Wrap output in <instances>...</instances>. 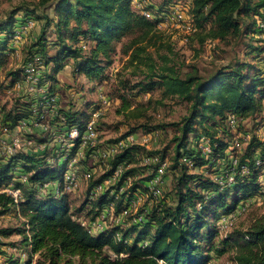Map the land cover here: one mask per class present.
Masks as SVG:
<instances>
[{
    "label": "clouds",
    "instance_id": "clouds-1",
    "mask_svg": "<svg viewBox=\"0 0 264 264\" xmlns=\"http://www.w3.org/2000/svg\"><path fill=\"white\" fill-rule=\"evenodd\" d=\"M58 3L59 0H10L0 16V97L16 104L15 108L12 103L7 107L0 104V168L14 153H30L36 157V168L46 169L49 176L30 182L31 173H25L20 198L30 199L41 210L51 206L63 210L69 204L75 205L79 202L77 197L82 199V196L78 191V166L71 156L72 146L80 145L83 155L90 144L99 143L96 139L99 133L94 127L98 101L108 103L120 97L136 104L137 97L142 99L145 93H163L172 101L166 112L174 114L178 106L185 111L180 121L171 125L176 138L155 158L160 161L163 157V160L156 168L139 173H156V177L146 193L137 189L133 202L154 196L156 200L167 198L173 205L179 204V210L174 207L170 211L178 217L177 227L181 229L185 214L195 219L201 213L198 222L204 226L199 229L197 250L204 254L189 260L193 264H221L226 257H218L216 249L225 247L221 239L226 233L221 231L216 236L218 217L232 211L239 201L241 207L227 219L235 223L251 212L245 227L250 224L264 227V143H260L264 141V51L257 48V55V51L244 47L245 44L264 46V0H239L230 16L232 23L225 26L229 33L235 32V39L228 44L234 51L227 54L221 67L210 64L203 74L189 78L192 69L182 72L180 63L174 61V67L164 76L161 62L141 59L133 65L136 76L128 77L130 83L123 84L121 81L127 73L116 77L111 61L117 45L124 44L126 37L147 33L149 39L144 41L145 45L151 42L159 47L167 39V34L162 35L154 27L161 20L168 24L183 22L198 35L197 25L211 27L203 16L212 5H205L202 14L189 11L188 16L181 17L169 12L200 5L193 0H188L187 5H177L173 0H126L123 9L119 6L113 9L110 16L114 23L105 28H94L88 22L77 25L75 21L71 24L61 21L58 28L61 20ZM149 5L151 9L146 10ZM10 8L16 9L11 18ZM253 27L256 32L249 34L247 30ZM42 33L45 39H41ZM37 40L40 44L33 46ZM10 68L15 69L11 75ZM173 71L184 79H173ZM153 107L158 105L154 103ZM9 110L13 116L26 114L27 119H19V127H15ZM141 110H146V106L138 108L137 113ZM124 114L127 115V109ZM140 131H147L154 143L157 140L167 143L156 129L145 126ZM253 136L257 141H252ZM41 140L44 143H39ZM134 141L132 137L129 143ZM246 144L251 146L246 148ZM142 155L135 156L141 164L154 162L143 159ZM28 163L27 158L18 160L16 169L22 172L20 164ZM61 165L68 168L67 173ZM193 174L198 175L190 179ZM221 205L224 207L219 210ZM226 222L220 219L219 227ZM188 226L191 229V220ZM101 227L99 222L92 226L96 231ZM127 228L125 223L123 229ZM135 239L117 233L106 251L117 245L123 249L119 256L112 254L118 264H151L152 261L165 264L164 259L157 260L154 255H140L155 248V245L149 248L150 239H142L139 248L133 244ZM253 242L246 233L235 234L226 244L237 251L248 250L247 245ZM232 251L226 255H232Z\"/></svg>",
    "mask_w": 264,
    "mask_h": 264
},
{
    "label": "trees",
    "instance_id": "trees-1",
    "mask_svg": "<svg viewBox=\"0 0 264 264\" xmlns=\"http://www.w3.org/2000/svg\"><path fill=\"white\" fill-rule=\"evenodd\" d=\"M181 1L185 0H173L174 3H179ZM193 2L199 4L200 7L191 9L190 11H195L198 15L203 13L205 5H212L208 8L207 14L203 16L204 21L207 24H210L211 27L205 26V24L197 25L200 31V34L198 35H202L201 41L209 39L210 41H217L228 45L235 39V32L229 33L225 26L232 23L230 16L232 11L235 10L236 5L239 3V0H193ZM125 4L126 0H59L57 10L60 12L61 20H58L57 26L59 28L61 21H66L68 24L75 21L77 25L88 22L94 28H105L114 23L110 16L113 9L117 6L123 9ZM150 9L151 5H149L146 10ZM15 11L16 9L9 12V18H11ZM157 26L158 24L154 25V27ZM80 31L83 32V29L81 28ZM247 31L249 34H254L256 28L253 27ZM195 35L197 34L193 33L188 39H191ZM129 36V41L123 45V47L125 46L123 51L125 54L128 52L130 53L129 63H139L141 62L142 54L147 50V45H142V43L149 39L148 34H130ZM41 39H45L43 33ZM39 44L40 40H37L34 42L33 46ZM237 44H239V41H237ZM244 47L252 48L253 51H257V48H259V51H264V46L257 45L256 47H253L251 44H245ZM257 55H259L258 51ZM160 58L164 63L163 66H161V73L162 75L167 76L169 69L173 68L174 65L170 66V60L166 56ZM253 58L255 59V57ZM147 61H150L149 57ZM112 63L113 60L111 61V64ZM12 71L14 70L9 71L8 74L11 75ZM259 71L260 70L257 69V79L259 78ZM195 74H197V72L193 71L189 78ZM172 78L178 80L184 79V77L177 76L174 71L172 72ZM125 82L127 81H122L121 83L123 84ZM131 90L132 89H130V91ZM121 101L125 105V108H129L130 103L127 100L121 99ZM12 106L15 108L16 104L14 103ZM9 118L12 119L13 125L16 127L19 119H27V115L16 113V115L13 116L12 111L9 110ZM184 127L187 128L188 126L185 125ZM142 128H145V126ZM157 128L164 129L165 126H157L154 129ZM136 130L137 129H131L122 136L107 140L104 143L117 142L128 135L134 134ZM145 133L149 134L147 131H145ZM252 141H257L255 136L252 137ZM43 142V140L39 141V143ZM250 146V144H247L246 148ZM72 147L73 152L71 153V156L73 157L78 145L74 143ZM177 147H179V145H177ZM164 151H166V149L153 152L146 151L139 146L125 148L113 159L108 161V170H105V172L97 178L91 176L88 179L86 182L87 185L84 201L79 208H76L73 211H71L69 205L63 210H60L55 206L41 210L38 206H34L30 199H23L19 202L18 206H14L11 198L0 194V216L6 214L10 210V206L17 209L20 207L23 216L26 218V225L30 226L27 227V230L25 224L22 228L18 229H2L0 230V236H21L20 244L28 249L30 258L36 256L34 264H118V261L113 259L112 254L115 253L119 256L122 254L123 249L118 245L112 247L110 252L106 251V249L112 245L116 234L121 232H123L124 238L135 236L136 239L133 240V244L136 245L137 248L141 246L140 242L142 239L151 240L149 248H152L153 245H155V248L152 252H141V256L154 255L157 260L164 259L165 264H193V261L189 260V257H196L204 254L197 250L199 247L197 243L199 229L204 226L202 222H198L201 220V213H197L195 219L185 214L184 225L182 229L178 228L177 225L180 224V221L170 209L175 207L179 210L180 205H169L167 201H165V198L153 205L144 215V218L140 223L128 225L127 230L120 227H112L96 234H90L88 233L87 228L74 219V217L84 214L85 219L93 220L99 214L101 209L111 203L115 206V213H119L122 208L123 197L126 194L136 191L138 188L139 191H145L149 180L148 175H139V173L145 172L146 168L133 165L136 161V153L141 152L146 155H158ZM26 158L29 160V163L20 164V168L23 169V171H18L16 169V162ZM35 160L36 157L31 156L29 153L16 152L13 154L9 158V162L0 168V187L12 184L16 188L21 189V185L23 184L17 182L15 179L18 175H24L29 172L31 173V175L28 176L30 182H39L48 177L49 174L46 169L36 168V164L34 163ZM162 160L163 157H160V161ZM77 165L83 167L86 165V161L81 160ZM118 166H122L123 168L120 182L127 177H130L132 180V182L129 183L128 188L120 193L118 198H116L118 191L114 194H110L111 188L95 195L93 192L95 188L102 184ZM61 167L64 168V172L67 170L65 165H61ZM34 168L36 169L35 171H33ZM197 175L198 174H193L190 179L196 178ZM181 179H183V177H181ZM93 197L95 198L93 199ZM239 205L240 202L237 201L236 207L233 208L232 211L224 212L223 216L233 214ZM223 207L224 206L221 205L219 210H222ZM219 218L220 217H218L217 221ZM189 220L192 221L191 229L188 226ZM141 224L143 227L140 226ZM232 227L228 233L224 235V238L221 239V244H224L225 247L220 250L216 249V252L227 253L229 250L232 251L226 242L230 241L235 234L243 235L247 233L250 235V239H253L254 242L247 245L248 250L241 249L235 251V255L232 258L233 261L235 264H264V259L261 258L264 257V227H258L255 224H252L245 231H232ZM217 235L218 231H216V236ZM210 253L211 250H209L208 254L210 255ZM8 261L9 262H0V264H17L16 261L13 263L12 260ZM25 264H31V261L28 260ZM151 264H155V261H152Z\"/></svg>",
    "mask_w": 264,
    "mask_h": 264
},
{
    "label": "rangeland",
    "instance_id": "rangeland-1",
    "mask_svg": "<svg viewBox=\"0 0 264 264\" xmlns=\"http://www.w3.org/2000/svg\"><path fill=\"white\" fill-rule=\"evenodd\" d=\"M9 2L10 0H0V16L3 15L5 4ZM13 10H15V8H10L8 9V12ZM158 28L160 29L162 35L167 34V39L163 40L159 47H157L154 43H147V50L144 54H142L141 59L148 60L149 57V62L159 61L161 62V66H163L164 63L160 57L166 56L170 60V66L174 65V61H178L181 65L182 72L192 69V73L193 71H196L199 74H203L210 64L217 68L221 67V62L227 58V54L234 51L233 48H229L228 45H225L221 42L210 41L209 39L201 41L202 35H195L191 39H187L185 33L179 29L170 27L169 25L160 26ZM129 39L130 36L125 38L124 44L117 45L115 57L112 63V70L116 77H120L124 73H127V75L124 76L123 81L130 83L128 77L136 76V71L133 68V65L137 64L138 62L129 63L130 53L128 52L125 54L123 51L125 49V46L123 47V45H125ZM144 44L145 43H142V45ZM11 70L15 69L10 68L9 71ZM180 77L184 76L180 75ZM137 100L138 103L136 104L129 102V108H125V105L119 97L108 103H105L102 99L99 100V107L97 108L99 109L97 118V130L99 133V138L103 142H106L107 140L122 136L131 129H137L134 133L144 135L146 133H142L140 131L143 126L154 129L157 126L164 125V129L157 128L156 130L163 134L167 143H160L159 140H157L156 143L150 141L146 143V147L144 149L152 152L162 151L164 149L167 150L168 144L171 143V141L175 138V132L171 125L180 121L181 113H183L185 109L182 106H178L174 110V114L173 112H166V109L171 108L172 101L169 100L163 93H156L153 95L151 92H148L145 93L142 99L137 97ZM9 103H12V105L14 104L9 98L0 97V104H3L5 107H7ZM154 103L157 104L158 107H153ZM144 106H146V110H141L137 113V109H143ZM124 109H127V115L124 114ZM133 113L137 114L132 115ZM246 146L247 144L245 147ZM44 154L47 153L45 152ZM86 166L90 169H93L92 177L94 178L99 177L101 174H103V172H105V170H108L103 164L99 162H88ZM86 166L83 167L85 168ZM84 168H81V174L83 173L82 170ZM165 179H167V177ZM86 185V182H81L78 191L80 192L82 199L78 196V203L75 205L69 204L71 211L79 208L84 201ZM21 186L23 187V185ZM165 201H167L169 205L172 204V202L167 198H165ZM251 215V212H247L243 215L242 219L238 218L232 227V231H245L247 228H249L252 224H250L248 227H245V224L249 222ZM81 217H84V214L81 215ZM24 224L26 226V218L23 216L20 207L17 209L13 206H10V210L6 214L0 216V230L7 228L18 229L22 228ZM25 228L27 230V227ZM220 233L221 231H218L217 236H220ZM222 238H224V236ZM20 243L21 236L19 235H12L9 237L0 236V262H9L8 260H12V263L16 261L17 264H25L28 260H30L31 264H34L36 256L30 258L28 249L23 247ZM18 252L20 255H17ZM234 252L235 251H232V255H226L227 253L218 252H216V254L218 257H226V259L221 260V264H235L232 259L235 255ZM5 257L6 259H4Z\"/></svg>",
    "mask_w": 264,
    "mask_h": 264
},
{
    "label": "built area",
    "instance_id": "built-area-1",
    "mask_svg": "<svg viewBox=\"0 0 264 264\" xmlns=\"http://www.w3.org/2000/svg\"><path fill=\"white\" fill-rule=\"evenodd\" d=\"M187 3H188V0L181 1V2L175 3V4L187 5ZM189 11L190 10H186L185 8H179L178 10L173 9L169 12V15L176 14L178 16L183 17V16H188ZM168 25L170 27L175 28V29L181 30L183 33L186 34L185 36L187 37V39L193 34V32L191 30V26L186 27L183 22H174L172 24H168L165 20H161L157 27L168 26ZM96 111H97V115L94 117V127L97 129V123H98L97 118H98L99 109H96ZM16 127H19V123L17 124ZM27 135L31 136L32 133H27ZM148 135L149 134H144V135L141 134L140 135V134L134 133V134L128 135L125 138L120 139L114 143H109V142L104 143V142H102V140L99 139V136H97L96 139L99 141L98 144H94V145L90 144L87 147V149L84 150L83 155H81V148H80V145H78L72 159L76 160L75 166H78L77 164L79 161L85 160L86 164L88 162H99V163L103 164L106 169H108L109 168L108 161L113 159L117 154L122 152L125 148L131 147V146H140L142 148H145L147 142L153 141L152 139L148 138ZM132 137H135V141L132 143H129V140H131ZM255 138L258 139L256 136H255ZM242 140H243V138H242ZM82 143H83V141H81V144ZM260 143H264V141H260ZM156 156L157 155L143 154L142 155L143 159H151L154 162L150 163V164H141L135 158L136 161H135V164H133V165L139 166V167H144V168H146V171L149 168H156L160 162V161H156V159H155ZM81 168H84V167L78 166V173H77L78 181L77 182L79 184H81V182H87L88 179L93 175V172H92L93 169H90L89 167L86 166L82 170L83 173L81 174L80 173ZM67 171H68V168L65 171V173H67ZM122 172H123L122 166L116 167L113 170L112 174L102 184H100L97 188H95V190L93 191L94 194L97 195L98 193L106 191L107 189L111 188L110 194H114V193H116V191H118V194L116 196V198H118V195L128 188L129 181L131 180L130 177H127L126 179H123L122 182H120V179L122 177ZM148 176H149V180H148L147 185H146L147 186L146 190L140 191V192H145V193L147 192V190L149 189V186L151 184V181L154 180L156 177V173H153V174L148 175ZM165 178H166V176L164 177V179ZM15 180L21 184H24L22 174L18 175V177H16ZM19 190H20L19 188H16L14 185L9 184V185L0 187V194H3L5 196L11 198L13 205L18 206L19 202H21L23 200L19 196ZM136 193H137V190L130 193V194H126L123 197L122 208H121V211L119 213H115V206L113 203H111V204H107L103 209H101L99 214L93 220L85 219L84 217H81V216L74 217V219H76V221L79 222L82 226L87 228L88 233H90V234H96L100 231H104V230H107V229L112 228V227L123 228V225L125 223H128V225L140 223L142 221L140 218L141 217L144 218V215L152 208L153 205H155L160 200H156L154 198V196H149L148 199H146V200L136 199V201L134 203L133 198H134V195ZM150 201H151V203H150ZM240 207H241V204L235 210V212ZM233 214H229L227 216H221L219 218V220L225 219L227 222L221 228V227H219V220H218L217 221V224H218L217 230L218 231H224V233H226V234L228 233V231L230 230V228L233 226L234 223L231 220H228L227 218L231 217ZM101 217H102V219H101ZM129 221H134V222L129 223ZM97 222H99L101 225H103V227H101L98 231H96L92 228V226L95 225Z\"/></svg>",
    "mask_w": 264,
    "mask_h": 264
}]
</instances>
